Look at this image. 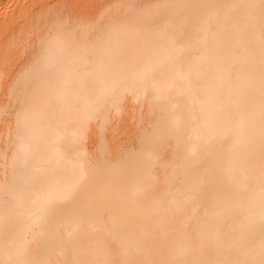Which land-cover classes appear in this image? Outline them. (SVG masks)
Here are the masks:
<instances>
[{
    "label": "bare ground",
    "instance_id": "obj_1",
    "mask_svg": "<svg viewBox=\"0 0 264 264\" xmlns=\"http://www.w3.org/2000/svg\"><path fill=\"white\" fill-rule=\"evenodd\" d=\"M0 264H264V0H0Z\"/></svg>",
    "mask_w": 264,
    "mask_h": 264
}]
</instances>
